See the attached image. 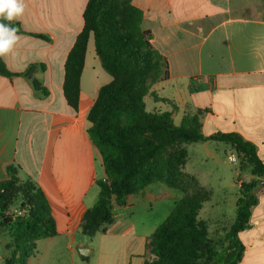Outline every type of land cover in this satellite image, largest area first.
Returning a JSON list of instances; mask_svg holds the SVG:
<instances>
[{"label": "crops", "instance_id": "obj_1", "mask_svg": "<svg viewBox=\"0 0 264 264\" xmlns=\"http://www.w3.org/2000/svg\"><path fill=\"white\" fill-rule=\"evenodd\" d=\"M87 1L23 0L24 13L14 21L27 32L47 35L50 40L17 33L14 50L1 57L12 72H22L32 63L45 65L32 74L49 90L47 96L36 95L23 76L0 74V181L8 178L9 165L18 168L21 179L36 181L50 203L57 227L62 221L58 235L78 229L83 213L98 198L97 179L106 178L102 157L88 133L91 123L87 115L100 87L112 76L101 64L93 37L88 43L78 111L68 105L63 91L65 62L83 28ZM133 4L143 12L142 28L151 32V44L169 64V77L154 83L146 96L170 103L173 120L176 115L181 123L201 111L205 135L238 132L256 145L264 160V0H133ZM89 66L93 72L85 81ZM163 81L171 82V89L157 93ZM155 109L166 108L155 105ZM229 150L236 155L225 142H193L188 145L185 170L204 186L208 185L204 180L232 178L234 173L227 175L222 157ZM152 190L148 186L142 193L130 195L126 206H115L114 221L115 211L121 208L135 209L141 204L147 209L161 206V200H174L168 216L182 197L176 188L163 189L165 198H157ZM257 205L252 207L251 229L264 221V209L256 211ZM247 229L239 233L245 251L237 264H243L251 247L254 264H264V241L252 231L248 241L243 240ZM154 231L137 235L141 244L135 249L131 237H110L103 255H117L122 250L124 263L144 264L146 239Z\"/></svg>", "mask_w": 264, "mask_h": 264}, {"label": "trees", "instance_id": "obj_2", "mask_svg": "<svg viewBox=\"0 0 264 264\" xmlns=\"http://www.w3.org/2000/svg\"><path fill=\"white\" fill-rule=\"evenodd\" d=\"M83 18V28L65 62L63 91L68 105L75 111L80 108L81 78L91 37L112 80L100 87L87 115L91 123L88 133L100 152L106 178L96 181L98 198L83 213L80 232L86 236L100 231L107 233L104 225L113 223L115 206H126L130 195L162 182L184 194L147 237L144 264H237L245 251L239 233L249 227L252 207L259 202L255 184L251 181L241 184L236 218L226 234L227 245L218 250L198 217L212 192L185 170L189 153L182 144L225 142L240 158L241 170L264 176V160L256 145L238 132L205 135L201 111L177 125L171 112L146 108L149 86L169 77V64L151 44V32L142 28L143 12L133 0H88ZM0 23H10L17 33L50 40L47 35L27 32L17 21L0 20ZM37 68L44 70L45 65L32 63L22 72H12L0 57L1 75L23 76L36 95L47 96L49 90L32 74ZM7 172L8 178L0 181V234L9 237L6 247L10 252L4 264H28L36 255V241L56 236L59 231L50 203L38 183L30 177L22 180L14 165H9ZM148 253L151 259L147 258ZM82 258L87 260L85 256Z\"/></svg>", "mask_w": 264, "mask_h": 264}, {"label": "rangeland", "instance_id": "obj_3", "mask_svg": "<svg viewBox=\"0 0 264 264\" xmlns=\"http://www.w3.org/2000/svg\"><path fill=\"white\" fill-rule=\"evenodd\" d=\"M88 60L90 65L92 54H89ZM88 71L89 72L85 75V81L89 80L93 69L89 66ZM152 85L149 86L147 94ZM170 89L171 82L163 81L157 93L166 94ZM154 97L155 96H145V104L148 110L157 112L155 111V105H161L166 109L160 112H172V106L170 103L162 104L154 102ZM174 122L177 125L182 124L176 115ZM189 144L191 143H184L182 144V147L187 148L188 150ZM192 152L190 154L193 156ZM232 155H234V153L229 150L226 154H223L222 157L226 161V165L224 166L225 172L227 175L228 173H234V176L232 178L226 177L224 180L220 181L204 180L208 185L203 186L211 190L212 195L211 198L203 204L198 213L199 219L204 222L211 243L218 250L223 249L227 245L226 234L236 218V201L241 194L240 189L243 182L251 181L255 184L254 192L259 198L256 211H258V209H264V184L261 183L264 181V176L253 175L250 170H241L240 158L236 154L237 161L233 162L231 160ZM97 171L102 175L103 170L99 165ZM200 184L202 185L201 182ZM150 187L151 189H154L152 191L156 194L155 196L157 198H165L167 195L163 189L168 188V186L162 182L153 183ZM181 193L183 196L184 193L182 191ZM164 201L161 200V206L153 205V207H148L147 209L141 207L142 205L140 204L137 205L135 209L121 208L120 210L115 211V221L112 224L104 225L108 230L107 233L100 231L94 236H86L82 234L78 228L69 235L62 234L56 235L53 238L39 239L36 241V255L29 260L28 264H86L78 250L79 247L85 246L86 244H89L90 248L94 250V253L86 260L89 264H107V260L115 261V264H128L126 262L124 263L122 250L118 252L117 255L111 254L106 257L103 255V248L107 239L110 237L126 235V237H131V239H133L131 248H137L139 244H141L140 238L137 235L148 234L155 230V228H157L166 218L167 212L172 208L174 200H170L166 203ZM165 204L168 205L166 208L164 207ZM255 207L256 206H254L253 209H255ZM57 228L59 232H62V221ZM251 231L264 241V221L263 224H259L256 228L251 229V226L248 227L246 233L243 235V240L246 241V237L249 239ZM133 235L135 236L133 237ZM8 241L9 237L7 235L0 234V264H4L5 257L10 255L9 250L6 247ZM120 244L123 246V243ZM253 252L254 247L248 249L246 254L247 259L243 260V264H254L252 258ZM151 257L152 255L148 253L147 258L151 259ZM132 264H136V261H133Z\"/></svg>", "mask_w": 264, "mask_h": 264}, {"label": "clouds", "instance_id": "obj_4", "mask_svg": "<svg viewBox=\"0 0 264 264\" xmlns=\"http://www.w3.org/2000/svg\"><path fill=\"white\" fill-rule=\"evenodd\" d=\"M25 10L23 0H0V20L13 21L20 17ZM17 29L10 23H0V57L14 50L19 40Z\"/></svg>", "mask_w": 264, "mask_h": 264}, {"label": "water", "instance_id": "obj_5", "mask_svg": "<svg viewBox=\"0 0 264 264\" xmlns=\"http://www.w3.org/2000/svg\"><path fill=\"white\" fill-rule=\"evenodd\" d=\"M262 183L264 184V181H262ZM78 250H79V253L85 257H88L93 253V249L87 246H81L79 247Z\"/></svg>", "mask_w": 264, "mask_h": 264}, {"label": "built area", "instance_id": "obj_6", "mask_svg": "<svg viewBox=\"0 0 264 264\" xmlns=\"http://www.w3.org/2000/svg\"><path fill=\"white\" fill-rule=\"evenodd\" d=\"M231 160H232L233 162H236V161H237V156H236V155L231 156Z\"/></svg>", "mask_w": 264, "mask_h": 264}]
</instances>
